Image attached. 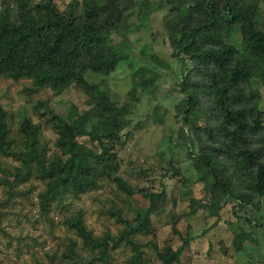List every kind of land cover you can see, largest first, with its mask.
I'll list each match as a JSON object with an SVG mask.
<instances>
[{"label":"trees","instance_id":"16d2710c","mask_svg":"<svg viewBox=\"0 0 264 264\" xmlns=\"http://www.w3.org/2000/svg\"><path fill=\"white\" fill-rule=\"evenodd\" d=\"M144 1L82 0L78 14L68 15L52 0H3L0 77L31 79L33 91L50 88L56 95L79 86L88 97V109L81 112L73 105L68 115L62 116L40 103L46 106V122L57 135V151L50 155L48 145L41 140V126L27 118L21 123L20 137H11L9 113L0 103V156L19 163L12 172L2 169L0 186L9 190L10 201L2 200L0 205L8 206L13 196L22 193L19 186L31 179L45 186L38 195L45 218L53 205L66 206L67 194L80 198L98 188L102 179H113L123 190L134 193L117 175V160L108 147L127 125L130 105L114 103L89 73H98L96 70L104 66L108 74L127 61L128 53L114 44L113 35L141 28L153 10L166 5L171 15L164 29L172 57L182 64L190 62L179 85L185 98L176 112L199 142V151L190 155L197 179L210 195V202L199 206L215 216L229 198L239 201L238 206L253 204L258 208L264 199V110L260 90L254 87V81L264 87V27L258 0H168L163 7H150ZM237 36L238 44L227 42L237 40ZM105 56L109 59L103 60ZM153 61L169 67L162 59ZM202 113L205 127L199 124ZM84 137L97 142L100 150L81 143L79 139ZM144 195L150 206L134 210L133 220L116 212L125 225L117 237H94L82 212L65 219L64 225L93 252L91 263L112 264V250L127 245L132 250L131 264H148L135 235L152 232L151 214L162 195ZM191 212L197 209L192 207ZM248 236H236L238 251ZM187 242L185 239L184 244ZM184 247L156 251L163 264H175L180 262Z\"/></svg>","mask_w":264,"mask_h":264},{"label":"rangeland","instance_id":"374dc122","mask_svg":"<svg viewBox=\"0 0 264 264\" xmlns=\"http://www.w3.org/2000/svg\"><path fill=\"white\" fill-rule=\"evenodd\" d=\"M52 1L68 15H77L82 5V0ZM145 1L150 7H163L168 0ZM258 2L264 27V0ZM170 15L169 7L164 5L153 10L141 28L127 35H113L114 44L124 48L128 60L108 74L104 66L96 70L98 73H89L91 80L100 84L114 103L120 107L130 105L127 125L117 141L108 142V147L110 155H115L117 160V175L134 193L123 190L113 179H102L98 188L80 198L67 194L66 206L53 205L45 218L38 197L44 184L35 179L22 183L19 186L22 193L13 196L8 206L0 205V264H100L91 263L93 252L64 225L65 219L82 212L86 228L94 237L104 238L106 234L117 237L125 225L116 212L133 220L134 210L150 206L146 193L162 195L151 214L152 232L135 235L148 264H163L156 248L169 246L175 251L182 245L185 247L180 262L175 264H264V199L257 208L253 204L238 206L239 201L229 198L216 216L199 206L210 202L209 193L197 179L194 158L190 155L199 151V142L176 112V106L185 98L179 85L188 73L190 62L182 64L172 57L164 29ZM134 18L135 21L137 15ZM236 39L227 42L238 44L239 37ZM155 58L164 60L169 67L155 63ZM147 81L151 82L143 84ZM32 86L31 79L15 81L0 77V103L9 113L10 135L20 137L21 123L27 118L41 126V140L48 145L49 154L54 155L57 135L46 122L47 116L43 114L46 106L40 103L45 102L56 114L67 116L73 105L81 112L88 109V97L75 85L62 95H56L50 88L33 91ZM254 87L260 90L264 110V87L258 81H254ZM36 107L40 108L38 112ZM198 118L205 127L204 114ZM79 141L100 150L99 144L89 137ZM18 165L15 159L0 156V177H4L2 169L6 167L12 172ZM8 191L0 186V201H10ZM192 207L197 209L196 213L191 212ZM240 233L249 236L238 251L234 240ZM185 239L188 244H184ZM112 255V264H131L130 246L121 245L112 250Z\"/></svg>","mask_w":264,"mask_h":264},{"label":"built area","instance_id":"2783aa9c","mask_svg":"<svg viewBox=\"0 0 264 264\" xmlns=\"http://www.w3.org/2000/svg\"><path fill=\"white\" fill-rule=\"evenodd\" d=\"M2 3H3V0H0V12L2 11Z\"/></svg>","mask_w":264,"mask_h":264}]
</instances>
